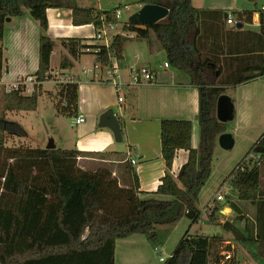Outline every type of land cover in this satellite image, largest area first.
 <instances>
[{
  "label": "trees",
  "instance_id": "16d2710c",
  "mask_svg": "<svg viewBox=\"0 0 264 264\" xmlns=\"http://www.w3.org/2000/svg\"><path fill=\"white\" fill-rule=\"evenodd\" d=\"M139 4L169 8L168 15L156 23L136 24L126 21L123 29L135 33V38L147 41L153 40L154 35L159 47L166 53L169 67L185 75L188 83L198 88V147L192 146L191 120L162 119L160 137L165 174L156 191L143 192L135 170L132 180L126 182L115 176L108 166L83 168L78 163L83 152L77 148L5 145L6 132L26 135L21 124L6 118L7 113L35 110L43 93L57 97L58 115L77 117V79L56 84L54 93L55 90H44L43 84L35 85L33 93L28 95L18 90L7 91L5 85L1 84L0 264H116L119 238L145 234L155 241L158 239L155 225L174 223L184 215L190 219L189 227L171 255L160 260L162 264L220 263L222 256L216 254L214 248L219 241L225 240L224 237L219 234L190 233L191 227L201 218L202 212L197 206L199 194L211 176L218 136L225 132L224 122L216 115L217 102L225 94L226 85L249 82L261 76L263 63L258 66V74L245 68L224 73L217 56L202 54L196 45L202 31L204 10L195 7L191 0H139ZM121 6L124 5L101 10L82 6L78 0H0V41L4 36L7 18L23 16L27 10L39 21L43 31L39 38L38 68L35 73L40 81H44L51 69V55L55 46V40L44 34L49 26L48 8L71 9L74 25L94 24L99 27L103 22H113L118 26L116 12ZM231 12L243 24L252 21L255 10ZM228 14L229 11L222 12L226 20ZM129 33L114 34L108 46L103 40L93 37H67L60 40L72 57L94 52L97 63L107 69L113 59L122 67L124 44L133 39L128 37ZM87 47L90 50H86ZM98 47L99 51L94 50ZM227 53L232 59L233 52ZM3 61L0 46V75ZM175 71L153 70V82H165L166 78L173 77L171 75ZM230 101L234 115L231 97ZM121 130L124 135L122 123ZM178 149L187 150L189 155L174 176L171 170ZM250 153L253 165H246L244 160L238 163L231 174L237 199L230 200L228 204L240 225L229 220L220 224L223 230L230 232L248 249L254 259L264 263V194L260 191L264 132ZM128 169L133 170L130 166ZM210 212L213 217L215 210Z\"/></svg>",
  "mask_w": 264,
  "mask_h": 264
},
{
  "label": "crops",
  "instance_id": "0c3cea01",
  "mask_svg": "<svg viewBox=\"0 0 264 264\" xmlns=\"http://www.w3.org/2000/svg\"><path fill=\"white\" fill-rule=\"evenodd\" d=\"M191 1L195 7L204 10L201 20L203 22L202 31L196 45L201 50V53L217 56L224 70H229L230 72L236 68L240 69V67L236 65L235 60L230 59L224 53L233 52L235 54L234 52L246 50L250 53L244 59V65L241 68L258 74V66L263 63V39L260 33L256 28L247 27L248 24H251L250 22H245L241 28H237L232 24H228L225 17L222 16L224 11L243 12L250 10L249 2H247L250 0ZM257 8L255 6L253 10L256 11ZM46 13L49 26L44 34L55 40V46L58 44V52L63 57L66 55L70 58L67 65H64L61 69L70 75H75L72 72V62L77 59L81 60V55L75 58L69 55L68 48L60 38L77 37L89 39L94 34L93 24L74 25L72 23L71 9L48 8ZM42 33L39 21L34 19L27 10L23 16L11 17L9 21L5 22L4 36L0 41L4 59L0 85L4 82H12L22 74L33 73L37 70L38 57L37 61L36 58L34 60V70L27 71L30 69V65L33 64L35 43L37 38L39 43ZM161 53L166 56L165 51L153 40L142 42L137 38H133L124 44L122 65L124 72L122 73L123 79H121L123 84L129 85L126 101L125 99L119 101L122 89L119 92L112 84L98 82V80H103L102 73L107 71L105 67L101 68V73L94 74L92 81L80 83L79 75L76 78L79 83L78 115H84L86 119L81 124H76L74 120V125L77 127L76 139H72L74 147L71 148H77L82 151L85 156H81L80 159L93 160V166L100 165L113 168V172H116V176L121 181L122 179H125L126 182L131 181L135 170L139 179L140 190L143 192L156 191L161 183V178L165 174L166 165L161 152L160 137L162 119L191 120L192 146L197 148L199 144L200 129L197 120L199 109L198 88L189 84L188 78L183 74L177 73L172 67L158 70L156 67L153 68L152 58ZM133 64H146L153 70L161 71L165 69L172 72L175 71V73L171 75L173 76L172 78H166L165 82L156 81L133 84L129 82V68ZM56 66L58 65L52 64L51 55L50 67L54 68ZM11 76L14 77L10 79L9 77ZM43 87H45V83ZM44 90L53 91V89L47 87ZM43 95L50 97L47 93H43L40 97ZM115 105L119 106L120 111L123 110L125 112L117 115L124 128L123 140L120 142L115 139L113 132L109 128L99 127L98 125L99 115ZM37 110L38 103L35 111ZM19 112L27 113L29 111ZM53 142L55 143L54 140ZM55 146L57 145L55 144ZM65 148L69 149V147ZM188 155V151L185 149L176 151L171 170L174 176L178 174L181 166L187 161ZM133 159L136 161L135 163L132 162ZM127 165L132 167L133 170L130 171ZM260 191L264 194L262 189ZM225 208L233 211L229 204L225 205ZM224 209H220V213H224ZM256 261L259 264H264L258 260Z\"/></svg>",
  "mask_w": 264,
  "mask_h": 264
},
{
  "label": "rangeland",
  "instance_id": "374dc122",
  "mask_svg": "<svg viewBox=\"0 0 264 264\" xmlns=\"http://www.w3.org/2000/svg\"><path fill=\"white\" fill-rule=\"evenodd\" d=\"M79 4L85 7H96L101 10L113 9L119 5L121 6V17L118 19L119 24L111 32L109 38L117 33H129L123 29L124 22L128 21L129 16L137 11L140 7L139 0H78ZM250 5V10H253L255 6L258 8L264 3V0L247 1ZM247 27L255 28L254 25L248 24ZM153 41L157 42L154 35H152ZM139 41L146 42L143 38H137ZM134 41V40H133ZM38 38L33 50V64L30 65L29 70H34V60L38 57ZM158 44V42H157ZM58 44L54 46L52 52V64L58 65L54 69H61L64 65L70 61L68 56L61 55L58 52ZM233 60L240 68L243 67V62L248 57V51L234 52ZM239 53V54H238ZM229 53H227L228 56ZM70 55V54H69ZM97 55L94 52H85L81 54V60H74L72 63V72L75 79L80 77L79 82L85 83L92 81L94 72H83V68L87 70L95 69L96 73H101L102 65L96 62ZM166 60L164 53L155 55L152 58L153 68L162 69L161 64ZM35 61V62H36ZM97 64L98 66H95ZM120 75L124 72L123 67L119 68ZM226 70H224V73ZM30 74V73H28ZM14 76L9 77L10 79ZM103 80L98 82H104L103 84H111L108 82L110 79L107 73H102ZM123 79V78H122ZM121 79V97L126 101L128 94V84H123ZM101 84V85H103ZM45 87L55 90V85L49 82H45ZM44 87V88H45ZM56 92L53 91V93ZM0 90V96L2 95ZM225 94L230 96L234 104L233 118L224 122L225 132L230 133L234 138V145L231 149H224L216 142L213 165L211 176L203 186L200 192V198L197 202V206L201 209V218L190 229L192 234H220L224 237V241H219L214 248L216 254H220L221 260L219 264H259L249 253L248 249L238 242L234 236L225 230L220 222L226 220L234 221L239 226L240 223L236 221L235 213L229 211L224 206L228 204L230 200L237 199V190L232 187L231 179L232 172L238 163H242L246 160V165L252 166L250 162L251 148L257 139L264 132V76H258L257 78L237 85H226ZM58 102L57 97H47L43 95L38 101V110H32L27 113L23 112H8L6 118L9 120H15L26 131V135L19 136L14 133L6 132V146H41L47 147L51 140L55 141V144L59 148L74 147L72 139H76V129L74 120L76 117H67L57 114L56 104ZM114 112L124 114L120 111L119 106H112ZM101 115V114H100ZM99 115V117H100ZM251 155V156H250ZM85 155H82V157ZM81 158V156H80ZM78 159V163L81 167L86 169L96 168L100 165H92L93 160L90 159ZM246 158V159H245ZM113 169V168H112ZM114 171V170H113ZM116 171V169H115ZM116 176V172H113ZM261 189L264 192V161L261 165ZM219 190L222 193L226 192L223 200H216L215 197ZM263 194V193H262ZM213 206V207H210ZM215 210L214 216H210V211ZM220 209H224V213H220ZM190 224V219L184 215L178 221L170 224H158L154 226V230L157 233L158 239L152 240L145 234H132L127 237L119 238L117 240L116 248V264H162L160 257L166 259L174 251L181 237L184 235ZM155 245L158 247L155 249ZM214 254V253H213ZM214 258V255H213ZM211 264H213L211 262Z\"/></svg>",
  "mask_w": 264,
  "mask_h": 264
},
{
  "label": "built area",
  "instance_id": "2783aa9c",
  "mask_svg": "<svg viewBox=\"0 0 264 264\" xmlns=\"http://www.w3.org/2000/svg\"><path fill=\"white\" fill-rule=\"evenodd\" d=\"M126 5L127 4H125L124 6ZM120 17H121V11L119 9L116 12V18L119 19ZM226 22L236 27V24L238 21L234 18V15L231 11H229ZM250 23L254 25V27L258 30V32L260 33L264 41V3L259 8H257V10L254 12L252 21ZM116 27H117L116 24L113 22H110V23L103 22L102 25L99 27H96L93 24L94 34L92 37L97 40H103L106 46H108V43L110 41L109 35ZM128 37L135 38L136 35L135 33H129ZM86 50H90V48L87 47ZM94 50L99 51L100 48L98 47V48H95ZM262 55H263V69H264V47L262 50ZM95 66H98V65L96 64ZM161 67L162 68L169 67V62L164 61L161 64ZM119 68L120 67L118 65L117 60L113 59L110 65L107 67L106 73L108 77L110 78L108 79V82L111 83L114 87H116L117 90L120 92V84H121L122 75H120ZM87 71L88 72L93 71L96 74L95 69L87 70L86 68H83L84 73H86ZM261 76H264V70ZM73 80H74L73 75H70L66 71L59 69V68L57 69L51 68L50 71L46 73V77L44 81H40L38 79L37 74L33 72L30 74H22L18 76L12 82H4L3 85H5V88L7 91L18 90L22 94L28 95V94L33 93L35 85L44 84L45 82H49V83L56 85L58 83H66V82H70ZM154 80H155V74L153 72V69L150 68L149 65L133 64L130 66L129 68V82L130 83L139 84V83L153 82ZM122 100H123L122 97H120L119 101H122ZM63 104H66V102H63ZM85 119L86 118L84 115H78L75 118V123L81 124L85 121ZM132 162L135 163L136 161L133 159ZM225 195H226V192L222 193V191L219 190L215 199L223 200L225 198ZM210 207H213V206H210ZM157 247L158 246H155V249ZM163 259H164L163 257H160V260H163Z\"/></svg>",
  "mask_w": 264,
  "mask_h": 264
},
{
  "label": "water",
  "instance_id": "95a60500",
  "mask_svg": "<svg viewBox=\"0 0 264 264\" xmlns=\"http://www.w3.org/2000/svg\"><path fill=\"white\" fill-rule=\"evenodd\" d=\"M169 13V8L163 5L156 4H145L142 5L137 11L132 13L129 16L128 21L136 24H153L158 22L159 20L165 18ZM8 17L6 21H9ZM243 26L242 23H237L236 27L241 28ZM209 65L215 67V63H210ZM219 71L216 70V74L218 75ZM230 96L226 94H222L218 98L216 115L217 118L221 122H226L233 118L232 107L230 106ZM99 127L109 128L113 134L115 139L120 142L123 140L122 130H121V120L114 112L113 108H108L105 110L99 117ZM218 143L224 149H231L234 145V138L228 132H223L218 136ZM48 149L55 148V143L53 140L50 141L49 145L46 147Z\"/></svg>",
  "mask_w": 264,
  "mask_h": 264
}]
</instances>
